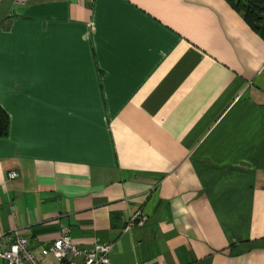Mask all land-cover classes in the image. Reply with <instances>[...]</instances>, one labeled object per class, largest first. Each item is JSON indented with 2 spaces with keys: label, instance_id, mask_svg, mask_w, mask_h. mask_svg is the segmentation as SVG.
I'll return each instance as SVG.
<instances>
[{
  "label": "crops",
  "instance_id": "obj_1",
  "mask_svg": "<svg viewBox=\"0 0 264 264\" xmlns=\"http://www.w3.org/2000/svg\"><path fill=\"white\" fill-rule=\"evenodd\" d=\"M0 106V243L264 264V39L228 0H0Z\"/></svg>",
  "mask_w": 264,
  "mask_h": 264
},
{
  "label": "built area",
  "instance_id": "obj_2",
  "mask_svg": "<svg viewBox=\"0 0 264 264\" xmlns=\"http://www.w3.org/2000/svg\"><path fill=\"white\" fill-rule=\"evenodd\" d=\"M15 1L26 2L27 0ZM17 176L16 171L9 173L10 178ZM147 219L146 213L140 208L126 220L124 230L129 231L135 226H142ZM68 231V228H62L60 237L41 254L30 248V241L27 237L14 233L9 243H0V258L7 264H43V258L50 255L63 264H111L109 253L113 246L112 243L97 242L93 247H82L73 242Z\"/></svg>",
  "mask_w": 264,
  "mask_h": 264
},
{
  "label": "trees",
  "instance_id": "obj_3",
  "mask_svg": "<svg viewBox=\"0 0 264 264\" xmlns=\"http://www.w3.org/2000/svg\"><path fill=\"white\" fill-rule=\"evenodd\" d=\"M230 5L243 14L248 25L264 39V0H228ZM10 117L0 106V136L9 133Z\"/></svg>",
  "mask_w": 264,
  "mask_h": 264
}]
</instances>
